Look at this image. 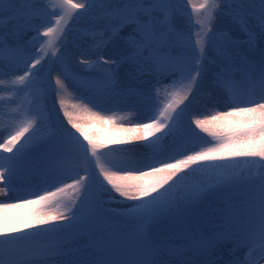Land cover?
Here are the masks:
<instances>
[{"label":"snow or ice","instance_id":"snow-or-ice-1","mask_svg":"<svg viewBox=\"0 0 264 264\" xmlns=\"http://www.w3.org/2000/svg\"><path fill=\"white\" fill-rule=\"evenodd\" d=\"M187 2L196 18L182 25L178 0H0V91L8 83L30 97L24 120L0 136V192L21 176L48 185L33 199L0 200V264H255L264 254V0ZM75 22L96 57L78 63L95 80L73 70L66 38ZM125 67L150 122L117 126L123 118L103 114L102 94L86 99L100 109L90 119L111 125L106 139L67 109V124L55 120L62 92L106 85ZM202 92L224 110L185 124ZM188 135L195 147L184 146ZM169 138L174 155L162 148ZM133 141L142 143L108 147ZM105 197L136 203L119 222Z\"/></svg>","mask_w":264,"mask_h":264},{"label":"bare ground","instance_id":"bare-ground-1","mask_svg":"<svg viewBox=\"0 0 264 264\" xmlns=\"http://www.w3.org/2000/svg\"><path fill=\"white\" fill-rule=\"evenodd\" d=\"M127 31V30H126ZM82 34V33H81ZM81 37V35H80ZM67 44L69 50L73 53L71 57V64L73 67H76L80 71H85L80 67V64L78 61H84L88 58L91 59H96V57L93 55L95 52V49L91 47V42L90 41H79L78 39V34L75 32H69L67 36ZM85 42V43H84ZM114 45H110L107 51L113 52L114 51ZM82 53V54H81ZM61 69L58 65L53 66V69L51 71L50 77L52 82L54 83L55 78L57 75H60ZM6 81L9 79L7 77L4 78ZM65 83H68L65 81ZM111 86H103V85H98L94 89H91L89 87L84 88H68L67 91L62 92L60 94V97L55 101V109H53V116L56 121H58L61 117H63V111L64 109H67L69 112L73 113V118L77 120L78 123H81V125L85 128V130L88 132L89 135L96 137V138H107L109 135L112 134L113 129L111 125L108 126H103L98 123H94L91 119V113L92 112H97L100 111L99 108L93 107L91 104L88 103L86 99V94H90V96H93L92 94L95 92L103 94L104 92L107 93V108L109 109L108 111H105L103 114L106 116L110 115H115L118 118H123V119H118L117 121V126L120 124H123V126L128 127L131 126L129 124V120H138V121H143V122H150L149 120L145 119V117H149L153 115V112L149 111L142 100V98L136 96L135 94H130L128 92V88L130 86H134L132 82L128 79L126 76V67L121 68L119 70L118 75L115 77V79L110 82ZM4 93H0V122L4 121L6 116L11 114V111L14 109L18 113H21L22 109H24V106H21V99L24 98V95L26 93L24 92H12L9 91L10 85L6 83L3 86ZM182 94V93H181ZM7 96V97H6ZM9 96L13 98V101L9 103ZM29 97V96H28ZM7 99V100H6ZM63 101V105H61L60 101ZM207 100H209L207 98ZM186 102V101H185ZM209 108L199 113L200 115L193 116V118H205L206 115H211L214 112V107L211 104V100H209ZM47 105L51 107L53 100L52 96L49 95V100L46 101ZM191 115V114H190ZM18 116H23V115H18ZM189 119V116L187 117ZM188 119L185 121V124L187 123ZM24 120H18L16 123V127ZM63 121L65 124H67V117H63ZM52 122V120H49V124ZM44 128L42 126V134H47L49 130H47V125L48 121L45 123ZM68 127H71V125H68ZM75 132L76 130L73 129ZM196 132L200 134V136L206 137L207 134L200 132L199 129H196ZM79 136L80 134L77 133ZM159 135V133H158ZM189 138H192L194 141L195 145L198 144V140L195 137H192L191 135H188ZM83 140V137H80ZM209 139V137H207ZM170 140H172L170 138ZM86 143V141H85ZM142 142H136L133 141L132 144L129 145H108V147H131L134 144H138ZM19 145H17L18 147ZM195 147V146H194ZM164 151V150H163ZM103 158H102V161ZM37 177L33 176H28L27 180H35ZM204 179V177L200 176H194L190 178V181L192 184L197 183L199 180ZM68 181H72L71 179H67ZM36 183V182H35ZM72 183V182H71ZM22 180L19 179V189L22 191L24 190L22 188L23 185ZM24 184V183H23ZM6 184L3 182H0V188L4 187ZM62 186V185H61ZM71 191L68 190V193ZM74 190L72 191V193ZM18 197L13 193L12 191H9L7 195H5L3 192H0V200L7 201L10 203H18ZM33 199V198H29ZM106 200H108L107 203H109V208H115L116 213H125L128 211L129 207L136 202L134 201H129L125 198H116V199H109L108 197H105ZM12 212H25L28 211V209H13L10 210ZM122 220H124L123 217H120ZM87 236H84L81 238V244L86 245L87 244ZM264 256V254H262ZM263 259V258H262ZM262 264V263H261Z\"/></svg>","mask_w":264,"mask_h":264},{"label":"rangeland","instance_id":"rangeland-1","mask_svg":"<svg viewBox=\"0 0 264 264\" xmlns=\"http://www.w3.org/2000/svg\"><path fill=\"white\" fill-rule=\"evenodd\" d=\"M76 2H80V0H76ZM178 2L186 10V13L188 14V15H182L180 17V23L182 25H187L188 22H189V18L191 19V21L194 22V20L196 18V14L194 12H192V5L189 4L187 2V0H178ZM195 2L196 3H199V2H201V0H195ZM57 18L58 17H52L51 19L54 21ZM51 26H55V25L52 24ZM70 28H71V32H75L76 34H78V38H80L78 40L81 41L80 35L83 32L84 23L83 22H75L74 24L70 25ZM73 70L76 71L78 69L76 67H73ZM78 71H80V70H78ZM80 72H81L82 78H84V80H95V79H97L95 73L89 75V74H86L85 71H80ZM102 85L103 86H111L110 83H108L106 85L105 84H102ZM4 91L5 90H2V91H0V93H4ZM175 91L182 93V90H181V88L179 86H177V88L175 89ZM92 95H101V93L95 92V94L93 93ZM102 95H104L106 97V99H108L107 98V93L104 92ZM86 96L88 97V96H90V94H86ZM28 100H30V97H28V94L26 93L24 95V98L21 99V106H24L25 105L24 109L21 110L22 112L21 113H18L16 110L13 109L11 111V114L8 115V116H6L7 118H5L4 121L0 122V136H3L4 138H7L9 132L16 127L17 121L24 118V113H26L30 109V105L28 103ZM48 100H49V98H48ZM170 100H171V97L170 96L169 97H166V98H164L161 101V104L167 103ZM8 101H9V103L12 102L13 101V98L9 96V100ZM208 101L209 100H207L206 95L202 92L199 95V98L196 101H194L193 104L189 107V109L187 111V114L185 116V121L188 119L187 118L188 116L189 117H193V114L194 113L195 114H199V113L203 114L202 112L203 111L205 112V110L207 108H209L208 106H209V103L210 102H208ZM185 103H187V101ZM211 104H212V101H211ZM180 107H183V105H180ZM177 110H179V109H177ZM219 110H224V106L223 105H220L218 107H214V111L213 112L219 111ZM20 114L23 115V116H18ZM48 124H49V121H48ZM52 124H53V121L50 122L49 125H47V130L50 129V127L52 126ZM43 128H44V126H43ZM210 139H211V137H209V140ZM165 142H167V144H166V147H165L166 149H164V153L167 154V155H174L175 153L172 150L173 147H174L173 141L170 140V138H169ZM194 142L195 141L192 138H189L188 136L184 137L183 143H184V146L185 147L191 148V147L196 146L194 144ZM6 155H7V153H6ZM80 175L83 176V175H85V173L83 171H81L80 172ZM34 177H37V179H35V180H27L28 177L21 176L20 177V179L22 180V184L21 185H23L22 188L24 190L21 191L18 188L19 187V180H17V182H16V184L14 186L13 193L15 195H17V196H20V197L35 198L33 195H31V193L32 192H35V191H38L40 189H45V188H47L48 185L45 183V180H44V178L41 175H34ZM4 182L7 183L6 181H4ZM71 182L72 181H68L67 182V180H65V183H71ZM51 190H55V189L53 188ZM69 191H71V192L68 193V195H72L73 194L72 193L73 189H69ZM41 194H43V193L41 192ZM109 205H110L109 203H106L104 205V208L107 210V212L109 214H111V216L117 217L118 220L121 219L120 218L121 217L120 214L115 212L114 206H112L113 208H109ZM255 253H256L255 254L256 256L254 258L255 264H261V263L264 264V258L262 259V254L258 250Z\"/></svg>","mask_w":264,"mask_h":264}]
</instances>
